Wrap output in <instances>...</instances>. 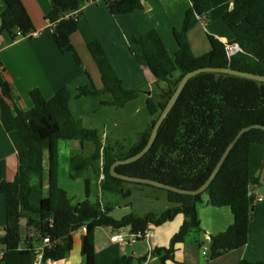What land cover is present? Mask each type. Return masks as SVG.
<instances>
[{
  "label": "trees",
  "instance_id": "trees-1",
  "mask_svg": "<svg viewBox=\"0 0 264 264\" xmlns=\"http://www.w3.org/2000/svg\"><path fill=\"white\" fill-rule=\"evenodd\" d=\"M97 1H103L113 15H120L142 9L146 0H52L46 20L53 30L54 40L58 48L70 52L79 65H82V61L71 35L80 26L82 7L88 2ZM190 1L192 6L185 14L182 28L175 31L179 48L174 58L154 29L134 35L129 47L136 60L150 70L159 88L162 81L169 85V91L163 94L172 95L187 72L201 67H227L231 64L235 70L264 75V0H242L241 5L222 15L223 22L233 32V43L241 48L231 57L227 55L225 43L213 35H209L211 50L200 56L195 55L188 33L201 18L233 0ZM5 2L6 8L0 12V36L7 32L13 40L28 37L36 28L23 1ZM77 11L78 14H74ZM87 47L100 71L103 88L80 86L78 97L110 93L112 100L103 102V105L123 108L144 92L142 89L124 87L100 40L90 41ZM30 95L33 101L31 108L23 110L11 105L14 100L13 88L3 76L0 59V119L6 131H18L22 143L17 154L15 178L6 180L0 175V191L6 198V223L0 232V264H34L35 248L38 246L35 238L41 242L42 238L48 236L50 242L44 248L42 264L62 260L73 249L74 231L83 227L86 231L82 237L81 253L85 264H96L94 239L97 227L120 229L129 226L131 232L141 231L145 235L150 226H161L183 215L184 221L168 246L153 250V254L160 258V264H169L190 231L196 229L202 232L197 208L202 194L193 196L166 190L167 199L174 206L162 213H129L116 219L111 215L112 206H104L100 200H90L89 179H85L86 198L77 203H73L59 183V141H88L94 145V151L86 158L79 154L71 156L70 178L81 177L84 170L95 168L96 162L103 157L101 189L122 194L123 197L131 196V189L125 190L124 183H139L112 176L111 166L116 160L133 156L144 148L158 116L166 106L165 99L157 100L154 93L147 97L146 107L153 118L140 133L139 140L125 152L120 144L104 145L97 129L84 127L74 117L70 109L72 94L68 87H62L50 98H45L37 88ZM252 124L264 125V82L226 73H199L186 84L150 150L136 161L118 165L116 170L129 176L196 190L208 179L237 133ZM254 143L264 144V129L254 128L242 135L207 188L209 204L229 207L234 216L233 223L225 231L210 236L211 259L244 247L248 242L250 209L255 199L250 194V147ZM46 152L48 195L36 204L31 200L33 189L28 176L43 175ZM139 185L157 188L148 184ZM23 210L35 214L26 224V237L22 236L21 228ZM146 258L145 255L138 261ZM134 260L133 256L123 255L114 258L111 264H130ZM239 264H264V261L244 259Z\"/></svg>",
  "mask_w": 264,
  "mask_h": 264
},
{
  "label": "crops",
  "instance_id": "crops-1",
  "mask_svg": "<svg viewBox=\"0 0 264 264\" xmlns=\"http://www.w3.org/2000/svg\"><path fill=\"white\" fill-rule=\"evenodd\" d=\"M22 1L31 15L36 30L40 33L36 37H21L17 40H13L7 32L0 36V59L3 63V76L12 85L14 94L11 105L27 110L33 106L30 95L33 89H39L45 98H50L59 89L66 86L72 94L70 109L74 117L79 119L84 127L97 130L98 127L94 125V122L97 118L102 122V136L99 130L98 133L104 145L108 144L107 130L110 126V121L106 119L104 111L112 106L103 105V102L111 101V94L77 96L80 86L103 88L101 74L88 50V43L94 39L100 40L122 79L124 87L144 91L141 95L146 107V99L155 92L158 81L150 70L141 65L130 52L129 47L132 44V38L134 35H141L154 29L159 33L170 55L174 58L179 48L175 39V31L182 28L185 14L192 6L190 0H146L142 9L129 14L113 15L103 1L86 3L81 9L80 26L71 35V41L82 61V65H79L75 62L73 55L59 49L54 40L53 30L46 20V14L52 7V0ZM241 3L242 0H233L212 10L209 16L199 21L189 31L188 39L195 55L200 56L211 50L209 35H213L224 43L234 42L233 32L223 22L222 15L241 5ZM5 8V0H0V12L4 11ZM160 85L163 87L164 82H160ZM61 141H69L63 142L68 145L67 156L64 159L62 158ZM87 145L89 146L88 141L84 143L79 140L59 141L58 177L61 187L62 170H66V167L70 178L71 156L79 154L82 158H86L94 151V145L86 150ZM21 148L22 143L18 131H6L0 119V175L3 179L13 180L15 178L18 168L17 154ZM47 156L46 152L43 175L30 174L28 176L33 189L31 200L36 204L48 195L49 166ZM101 159L99 166L96 164L95 168L84 170L81 177L70 179L85 181L87 178L92 182L94 173H97L98 178L100 176L97 184L101 189L103 157ZM263 167L264 144L254 143L250 147V192L255 199L250 209L247 244L244 247L228 251L216 259H211L210 236L225 231L233 223L234 216L229 207L211 206L213 208L210 209L204 206L205 208L201 209L197 206L202 232L196 229L190 231L185 242L174 253V260L169 264H239L244 259L264 261V186L259 181ZM62 188L67 191L65 187ZM105 193L107 192L101 189V195L104 196ZM79 201L82 200H73V203ZM112 207L114 211L111 215L113 216L117 207ZM170 207L172 206L168 208ZM128 208L129 206H125L124 210ZM207 213L209 218L204 220V215ZM127 214L129 212L124 211L120 217H113L120 219ZM32 217H35V214L23 210L21 228L22 222H25L26 225L29 218ZM183 221L184 216L178 215L174 220L161 226L152 225L147 230L145 238L127 243L115 242L112 237L119 233H130L129 226L120 229L111 226L97 227L94 239L96 264H111L114 258L123 255L135 258L130 264H160V258L153 254L154 248L168 246L172 236L178 231ZM5 223L6 198L0 191V232ZM152 227L155 228L151 229ZM33 234L32 231L31 235ZM84 234L83 228L74 231L73 249L70 254L62 260L48 261L46 264H85V258L81 253ZM203 238L205 242H201ZM35 240L37 245L42 244V241L40 242L37 237ZM205 243L209 248L206 254L203 253ZM145 255L147 256L146 260L138 261Z\"/></svg>",
  "mask_w": 264,
  "mask_h": 264
},
{
  "label": "rangeland",
  "instance_id": "rangeland-1",
  "mask_svg": "<svg viewBox=\"0 0 264 264\" xmlns=\"http://www.w3.org/2000/svg\"><path fill=\"white\" fill-rule=\"evenodd\" d=\"M177 77V75H176ZM156 87L154 94H156V99L161 100L164 92L169 91V85L164 82L163 87L159 85ZM164 99V98H163ZM104 115L106 119L110 121V126L107 130L108 132V140L107 143L109 145H121L123 151L127 152L133 144H135L139 138L140 133L143 132L151 122L152 118L148 112L147 107H145V101L139 96L137 99L132 100L126 104L123 108L109 107L104 111ZM101 119V118H100ZM105 119V120H106ZM94 125L98 127L100 135L102 136L103 125L102 122L96 119ZM63 142L69 141H61V148L63 149L62 158L67 156V146ZM89 146H86V150L93 147L91 142H88ZM62 159V162L64 163ZM99 161L96 162L97 166H99ZM103 166V163H102ZM101 167V171H102ZM66 170H62L61 177V185L65 187L69 193V196L72 197L74 201H78L79 199L84 200L86 198V185L85 181L80 180H72L69 178V171L67 167ZM64 173V175H63ZM103 174V172H102ZM104 179V174L102 176ZM100 176L98 178L97 173H94V177L92 182L90 183L91 187V200L98 201L101 199V203L103 205L116 206V210L113 214L115 217H120L124 211H128L129 213H134L137 215H144L148 212H154L157 214L162 213L169 206H174L173 203L169 202L167 199V191L165 189H157L154 187H150L147 185H137L124 183V189H131L132 194L129 197H123L122 194L110 193L107 192L104 196L101 195V189H99ZM101 179V181H102ZM104 202V203H103ZM125 206H129L127 210H124ZM199 208H213L212 205L209 204V196L208 193H202V200L198 203ZM205 206V207H204ZM114 211V210H113ZM209 218V214L204 215V220ZM22 236L25 237L27 235V227L25 222H22ZM155 227H152L153 229ZM201 242H205L204 238ZM203 246L207 250L208 245L205 243Z\"/></svg>",
  "mask_w": 264,
  "mask_h": 264
},
{
  "label": "water",
  "instance_id": "water-1",
  "mask_svg": "<svg viewBox=\"0 0 264 264\" xmlns=\"http://www.w3.org/2000/svg\"><path fill=\"white\" fill-rule=\"evenodd\" d=\"M202 72L226 73V74H231V75H235V76L245 77V78L257 80L260 82H264V75L254 74V73L246 72V71L235 70L232 68L231 64L227 67H201V68L187 72L180 79V81H179L178 85L176 86L172 95H169L167 93L162 95V97L167 101L166 106L161 111L160 115L158 116V118H157V120H156V122L152 128V131L150 133L149 139H148L146 145L144 146V148L140 152H138L137 154H135L133 156H130V157L125 158V159L116 160L112 164L111 169H110L112 176L120 178V179L127 181V182H131V183L148 184V185L160 188V189L171 190V191H175V192H179V193H183V194H189V195L196 196V195L202 194L204 192H207V188L209 187V185L212 183V181L216 177L217 173L219 172V170H220L221 166L223 165L224 161L226 160L227 156L229 155V153L231 152V150L233 149L235 144L238 142V140L242 137V135L244 133H246L247 131L254 129V128L264 129V125H262V124H252V125H249V126L242 128L237 133L235 138L227 146V148L223 152L220 160L216 164L215 168L211 172L208 179L204 182L203 185H201L196 190L182 189V188H178V187H175V186H172V185H169V184L157 181V180H153V179H149V178H142V177H137V176H129V175L119 173L116 170L118 165L127 164V163H131L133 161H136V160L140 159L141 157H143L150 150V148L153 146V144H154V142L158 136L159 130H160L163 122L166 120L171 109L173 108V106L177 102V100H178L179 96L181 95L183 89L185 88L186 84L188 83V81L191 78H193L194 76H196ZM259 181H260V184L264 186V167H263V170L261 172V176H260ZM250 194H251V192H250Z\"/></svg>",
  "mask_w": 264,
  "mask_h": 264
},
{
  "label": "built area",
  "instance_id": "built-area-1",
  "mask_svg": "<svg viewBox=\"0 0 264 264\" xmlns=\"http://www.w3.org/2000/svg\"><path fill=\"white\" fill-rule=\"evenodd\" d=\"M74 14H78L77 12H74ZM205 17L201 18L200 21L204 20ZM39 31L35 30L33 32H31L29 34L28 37H36L39 35ZM226 46V52L228 57L233 56L235 53H237L238 51L241 50L240 46L236 43H225ZM83 229L86 231V228L83 227ZM146 233L144 235V233H142L141 231L138 233L135 232H130L127 234L124 233H119L116 234L112 237V240L115 242H121V243H127V242H136L138 241L139 238H145ZM50 242V238L48 237H44L42 238V244L36 246L35 248V253H34V260L33 263L34 264H42V259H43V255H44V248L45 246ZM203 253L206 254L207 253V249L204 248Z\"/></svg>",
  "mask_w": 264,
  "mask_h": 264
}]
</instances>
